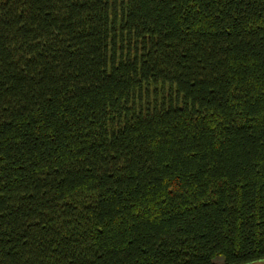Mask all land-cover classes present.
Listing matches in <instances>:
<instances>
[{"label":"trees","instance_id":"16d2710c","mask_svg":"<svg viewBox=\"0 0 264 264\" xmlns=\"http://www.w3.org/2000/svg\"><path fill=\"white\" fill-rule=\"evenodd\" d=\"M264 260V0H0V264Z\"/></svg>","mask_w":264,"mask_h":264},{"label":"rangeland","instance_id":"374dc122","mask_svg":"<svg viewBox=\"0 0 264 264\" xmlns=\"http://www.w3.org/2000/svg\"><path fill=\"white\" fill-rule=\"evenodd\" d=\"M215 264H223L222 259H217L215 260ZM252 264H264V260L263 261H258Z\"/></svg>","mask_w":264,"mask_h":264}]
</instances>
